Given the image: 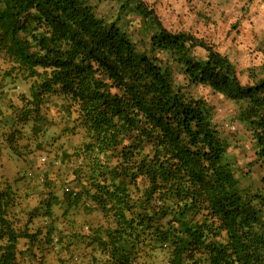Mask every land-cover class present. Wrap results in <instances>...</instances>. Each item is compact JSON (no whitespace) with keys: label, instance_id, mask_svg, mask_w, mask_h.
<instances>
[{"label":"trees","instance_id":"16d2710c","mask_svg":"<svg viewBox=\"0 0 264 264\" xmlns=\"http://www.w3.org/2000/svg\"><path fill=\"white\" fill-rule=\"evenodd\" d=\"M111 1L115 13L98 16L90 0H0V59L6 75L29 81L14 120L32 121L36 133L55 96L66 131H83L84 141L62 152L74 158L63 197L88 199L100 212L88 234L104 255L98 264H146L144 245L166 250L167 264H264V193L242 185L207 102L187 89L239 102L238 120L264 164V76L242 84L211 43L166 28L156 0ZM131 15L140 17L147 50L125 27ZM195 48L205 55L195 57ZM14 201L0 183V264H18L19 240L39 233L13 225Z\"/></svg>","mask_w":264,"mask_h":264},{"label":"rangeland","instance_id":"374dc122","mask_svg":"<svg viewBox=\"0 0 264 264\" xmlns=\"http://www.w3.org/2000/svg\"><path fill=\"white\" fill-rule=\"evenodd\" d=\"M90 1L98 16L115 13L116 3L111 0ZM154 6L166 28L189 31L225 54L242 84L264 76V2L156 0ZM125 27L131 31L139 50H147L149 37L144 34L140 17L131 15ZM192 53L195 57L205 55L200 48ZM159 56L165 57L163 53ZM170 64L175 81L186 85L179 66L175 62ZM5 68L6 62L0 59V183L8 184L14 194V205L7 215L13 225L39 232L35 242L19 240L17 262L98 264L104 255L89 245L88 234L89 227L100 221V212L88 199L69 203L63 197L66 189L74 185V158L61 159L62 152H72L84 141L83 131H66L65 125L69 123L65 114L58 111L59 98L55 96L50 97L49 110L36 133L31 130L32 121H15L12 106L20 104L19 94L28 93L29 81L6 75ZM187 89L207 102L211 118L228 144L226 160L242 185L264 193V164L255 161L253 139L238 120L240 103L201 85H187ZM46 206L50 208L46 210ZM52 225L54 232L48 235L46 230ZM167 258L166 250L149 249L148 245L143 246L139 256L146 264H167Z\"/></svg>","mask_w":264,"mask_h":264},{"label":"built area","instance_id":"2783aa9c","mask_svg":"<svg viewBox=\"0 0 264 264\" xmlns=\"http://www.w3.org/2000/svg\"><path fill=\"white\" fill-rule=\"evenodd\" d=\"M232 128H234L233 126H231Z\"/></svg>","mask_w":264,"mask_h":264}]
</instances>
